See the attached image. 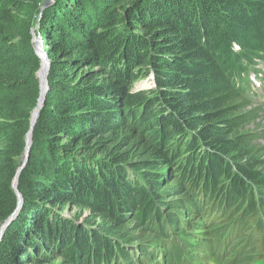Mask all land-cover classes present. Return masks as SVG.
<instances>
[{"label":"trees","instance_id":"1","mask_svg":"<svg viewBox=\"0 0 264 264\" xmlns=\"http://www.w3.org/2000/svg\"><path fill=\"white\" fill-rule=\"evenodd\" d=\"M42 3L0 0V226L39 96ZM38 21L48 92L0 264H54L35 256L44 245L59 264L262 259L264 163L240 130L263 112L249 75L264 61V0H53ZM167 171L176 202L157 190Z\"/></svg>","mask_w":264,"mask_h":264},{"label":"rangeland","instance_id":"2","mask_svg":"<svg viewBox=\"0 0 264 264\" xmlns=\"http://www.w3.org/2000/svg\"><path fill=\"white\" fill-rule=\"evenodd\" d=\"M40 12H41V9H40ZM39 16H40V13H39ZM38 20H40V19H38ZM38 20L35 22L34 26L31 29L32 30V33L30 35V38H31V42H32V45H33V49H34V46L36 44V41H37V39L39 37H40V40L42 42V37L39 34L40 33L39 32L40 31V27H39V21ZM42 49L44 51L43 43H42ZM254 69H255V72H252L251 71V73L249 75V79H250V90L254 94V100H255V102L262 107V109H263L262 111L263 112H262V114L257 115V117H256L255 120L250 121L249 123H247L246 125H244L241 128V130H240V134H243V135H247L248 136V138L250 140V143H249L250 149L252 150V152H254L255 154L259 155V157L257 158V160L259 162H261V163H264V61H259L257 63V65H255ZM257 74L259 75V77H258ZM257 78H261L262 81H259ZM151 79H152V75H150L148 77V79H146L148 81V85L145 84L143 80L137 82L135 84V88L133 89V91H136V88H140V87H143V88H140V90L141 89L142 90H148V89H150L152 87V83H150L151 82L150 81ZM252 108H256V105H253V106L251 105L250 107H246V109H244V112L243 113L251 111ZM23 153H24V151H23ZM22 158H23V155H22ZM19 160H20V158H19ZM262 171L264 172V165L262 166ZM167 173L169 175V178L163 179L165 175H160L159 177H157L161 181V186L159 185L160 188L158 187L157 190L159 192H162V193H165L166 194V200H168V201L171 200V202H176V196H175L176 193L175 192L180 187H179L178 184H174L175 182H171V178H172L171 175H172V173L170 171H167ZM13 179H14V177H13ZM13 179L11 181V186H12V183H13ZM17 188H18V186H17ZM17 201H18V199H17ZM17 210L18 209L16 208V210L14 212H12V214L9 216V218H12L13 215H14V213H16ZM172 211H173V213H176V210H172ZM62 212H63V214L65 216H75V217L78 216V215L79 216H82V219H83V217L86 214V213L80 212V210L78 208H71V210L70 209L69 210L65 209ZM183 216H184L183 218H187L189 220H193L194 222H197V218H192V217H188V216L186 217L185 214ZM6 220H8V219H6ZM191 226H192V224H190L189 225V228H188V232L191 234V239H193L195 241L203 240V241H200V242L209 244V241H207V240L210 238V234L205 233V232L202 233V231H196V229H192ZM127 228H129L130 230H133V231L135 229L134 228V225H132V224H129L127 226ZM196 228H199V227H196ZM4 234L0 238V241L4 240ZM44 248H45V250L43 251V253H37V254H35V256L36 257H42V258L48 259L50 261L54 260L53 261L54 264H59V261L61 259L59 257V255L55 254L54 251H51V249L49 248V246H45L44 245ZM256 250L257 249H255V251L253 252V255L251 256V258H254V256H255L254 253L256 252ZM195 253H197V252H195ZM199 254L200 253H198V255H195V256H197V261L200 264H206L207 261H213V260H215L213 258L201 259L202 258L201 257L202 255H199ZM258 259L259 258H255V260H252L253 262H251V261L250 262H246V264H264V260H263L264 259V256L262 257V259H260V260H258ZM223 261H225V260H222V262ZM214 262H215V264H224V263H221L219 261H214ZM226 264H231V263H226ZM232 264H234V263H232Z\"/></svg>","mask_w":264,"mask_h":264},{"label":"water","instance_id":"3","mask_svg":"<svg viewBox=\"0 0 264 264\" xmlns=\"http://www.w3.org/2000/svg\"><path fill=\"white\" fill-rule=\"evenodd\" d=\"M52 2H53V0H44L43 1V4L41 6V12H40L39 19H41L44 9L48 6H50L52 4ZM34 52L40 60V68L36 72V78L39 82V91L40 92H39V96H38V99L36 102V106L31 113L29 130H28V132L26 134V138H25V148H24L23 158H22L21 164L19 165V167L15 171V176H14L13 183H12L13 191H14L17 199H18V201H17V206H18L17 209L18 210L16 211V213H14L12 218H8V220H6L1 225V227H0V238L2 237V235L4 234V232L8 228V226H10L13 219L17 216V214H18V212L21 209L22 204H23V198H22L21 194L18 192V188H17L18 178H19L20 173L25 168V166L28 162V156H29L31 145H32V134H33V131H34L40 110L43 106L45 95L48 92V74H49L50 62H49V59L47 58L46 53L42 49V42L40 40V37L36 41V44L34 46ZM151 80H153V76H152ZM144 83L148 84V81L146 80V82H144ZM140 88H143V87H140ZM140 88H136V91H139Z\"/></svg>","mask_w":264,"mask_h":264},{"label":"built area","instance_id":"4","mask_svg":"<svg viewBox=\"0 0 264 264\" xmlns=\"http://www.w3.org/2000/svg\"><path fill=\"white\" fill-rule=\"evenodd\" d=\"M235 49L237 50L238 48L235 46Z\"/></svg>","mask_w":264,"mask_h":264},{"label":"bare ground","instance_id":"5","mask_svg":"<svg viewBox=\"0 0 264 264\" xmlns=\"http://www.w3.org/2000/svg\"><path fill=\"white\" fill-rule=\"evenodd\" d=\"M148 85V84H147ZM1 227V226H0Z\"/></svg>","mask_w":264,"mask_h":264}]
</instances>
